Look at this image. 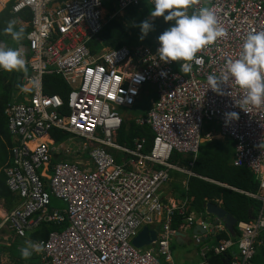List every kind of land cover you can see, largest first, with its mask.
<instances>
[{"label": "built area", "instance_id": "1", "mask_svg": "<svg viewBox=\"0 0 264 264\" xmlns=\"http://www.w3.org/2000/svg\"><path fill=\"white\" fill-rule=\"evenodd\" d=\"M12 1L13 15L30 11L32 16L28 44L20 48L29 59L24 79L29 93L23 103L5 110L16 142L7 186L20 206L0 220V237L2 230L22 238L44 221H68L64 231L41 241L40 264H175L169 245L175 219L185 229H206L207 223L196 221L187 184L178 204H164L160 192L172 173L201 179L190 169L205 142V125L215 123L219 136L236 144L233 165L258 178V192L250 197L261 202V210L256 219L236 223L240 235L235 242L223 239L203 247L201 264H207V253L222 255L234 245L237 254L227 264H250L264 233V107L246 113L237 107L243 92L234 83L222 86L219 95L206 81L209 75L219 77L228 59L238 58L248 33L264 31V0H199L194 7L213 9L228 35L198 52L201 63L192 62L186 74L179 63L159 61L158 49L94 52L92 44L100 43L105 26L104 0ZM143 1L154 8L153 0H119L118 11L122 15ZM53 76L71 89L66 102L45 93L44 78ZM146 88L156 90L157 100L143 116L139 99ZM229 112L239 113V119L226 120ZM127 122L148 127L152 142L143 138L132 149L119 146L116 136ZM53 133L68 140L56 143ZM110 151L121 156L120 164ZM84 154L95 171L75 162L50 166L55 155L78 160ZM180 154L191 158L185 168L172 163ZM52 196L66 210L50 211ZM153 226L159 229L156 240L146 249L136 248L132 240L143 227ZM222 229L217 225L215 233ZM203 237L194 235L197 244Z\"/></svg>", "mask_w": 264, "mask_h": 264}, {"label": "trees", "instance_id": "2", "mask_svg": "<svg viewBox=\"0 0 264 264\" xmlns=\"http://www.w3.org/2000/svg\"><path fill=\"white\" fill-rule=\"evenodd\" d=\"M115 1L116 0L103 1V6L107 9L109 15L116 12V8H113ZM150 10H152V8L144 3L137 8H128L124 11L122 17H116L108 22L103 33L99 36V41H102L104 45L110 49H118L121 47L133 48L140 46L148 47L151 50L159 48L158 37L171 26V22L165 23L163 17L155 18L152 21L153 30L141 40L139 25L145 19L149 18ZM16 18L30 23L32 16L29 11H25L19 16H13L11 7L7 12L0 15V30L4 29L9 21ZM11 40L10 36L5 35L4 32L2 37L0 36V42H9ZM100 47L101 44L97 42L92 44L94 52L100 50ZM44 91L50 96L59 95L66 102L71 90L62 78L53 76L44 78ZM11 95L12 91L5 88L4 95L0 97V122L2 123V126L0 125V136L1 138L3 137L2 140L0 138V148H3V152L4 150L7 151V148H9L10 151L16 146V142L13 143L12 137L9 135L8 121L5 114L6 104L12 101ZM205 130V136L209 133L211 136H214L218 133V125L215 123L206 124L204 127V131ZM52 135L56 143L66 141L64 139L68 138L59 133H53ZM143 138L147 140L148 144L152 142L153 135L150 129L148 127H138L133 122H127L125 125H122L121 130L118 132L116 143L121 147L132 149L134 141ZM119 157L120 156L116 155L117 159ZM233 158L234 145L228 140L221 141L206 139L205 142L201 144L197 158L193 162L194 165L190 169L193 174L201 179L190 178L187 182V197L192 199L191 210L206 216L204 207L207 204H211L225 210V212L232 215L237 222H249L257 217L261 209V203L258 200L248 197V195L256 194L258 190V181H256L249 169L233 167ZM67 160L68 159L62 155H55L50 166L53 168L57 166V164ZM190 160V157L180 159L178 165L185 168ZM12 165L13 158L9 168H11ZM0 176L3 175L0 174ZM172 177H181L185 180V176L175 173ZM7 181L8 178L6 176L5 179L0 180V200L6 202L9 205V209H13L19 206V199L10 192L7 186ZM173 186L176 187V190L181 192V195L185 197V186H183V184H173ZM179 224L180 220L176 218L173 227H178ZM68 226L69 222L67 221L61 224H42L41 227L29 233V239L33 241L47 240L50 233L65 230ZM155 228L158 227L156 226ZM216 238L218 241L226 239V235L220 233ZM23 245H25V240H13L12 243L10 242L9 246L0 245V262L4 252L8 259L6 264H32L38 261L39 257L36 255L31 256L28 259H23L21 257L20 249ZM256 249V255H254L255 257L253 256L254 259L252 258V261L253 264H261L260 261L264 259V256H259ZM161 264H164L162 260Z\"/></svg>", "mask_w": 264, "mask_h": 264}, {"label": "clouds", "instance_id": "3", "mask_svg": "<svg viewBox=\"0 0 264 264\" xmlns=\"http://www.w3.org/2000/svg\"><path fill=\"white\" fill-rule=\"evenodd\" d=\"M143 3L146 4L144 1ZM197 4H199V0H153L154 8L150 10L149 18L139 25L140 39L143 40L153 30L152 21L155 18L163 17L165 23L171 22V26L158 37L160 45L157 50L158 59L163 63L183 62L179 63L180 70L185 74L191 71L192 62L196 64L201 63L200 59L197 58L198 52L228 35L227 31L219 24L215 11L208 7L195 8L194 6ZM189 9H193L191 13H189ZM122 15H120L118 8L111 15L109 13L104 14L105 25ZM3 31L5 35L10 36L17 43L25 38V30L23 28L16 30V22L14 20L9 21ZM26 69V61L21 50L0 42V70L13 72L26 71ZM160 75L165 76L166 73L161 72ZM206 82L209 86L208 89L210 88L219 95L224 94L222 86H225L229 82L234 83L243 92V96L239 100L238 106H236L246 113L250 108L264 107V31L248 33L243 41L242 50L238 58L228 59L222 74L219 77L209 75ZM225 116L228 121L239 119V113L237 112H229ZM207 136L210 137L206 138ZM204 138V141L206 139L228 140L233 143L235 151V142L229 138H221L218 133L214 136H211L209 133ZM233 163L234 158L232 165ZM233 167L235 166L233 165ZM253 176L258 181V178L254 174ZM189 179L186 177V184ZM155 227L153 226V228ZM44 251L45 246L43 242L28 240L25 241V246L21 247L20 254L23 259H28L33 253H43Z\"/></svg>", "mask_w": 264, "mask_h": 264}, {"label": "crops", "instance_id": "4", "mask_svg": "<svg viewBox=\"0 0 264 264\" xmlns=\"http://www.w3.org/2000/svg\"><path fill=\"white\" fill-rule=\"evenodd\" d=\"M118 1L119 0H116L114 2L113 8H118ZM12 4H13L12 0H0V15L4 14L5 12H7L9 10V8L11 9ZM103 9H104L103 12H102L103 14L108 13L107 9L104 8V6H103ZM191 11H192V9H189V13H191ZM120 17H122V16H120ZM14 21L16 22V30H19L20 28H23L25 30V38L19 43L15 42L13 40H11L9 42L6 41V42H3V43L7 44L9 47H12V48H19L20 47L21 50H22L28 44L27 36H28V33H30V32H28V31H30V23L28 21H23V20H21L19 18L14 19ZM105 27H106V25L104 26L103 31H104ZM103 31L101 32V34L103 33ZM3 32H4L3 29L0 30V36L1 37L3 35ZM17 44H18V46H17ZM99 44H101L103 46V48L101 50H99L100 52H103L105 50H112V49L106 47L102 41H100ZM140 47H142V46H140ZM156 49H158V48H156ZM23 57H24V59L26 61V65H27L29 59L26 58L24 55H23ZM177 64L178 63H176V66H178ZM0 74L2 75V76L0 75V97H2L4 95L5 88H8V89H10L12 91V95H11L12 96V101H10V102H8L6 104L5 110H6V108H7V106L9 104H20V103H23L25 101V99L27 98L28 93H29L28 92V87L25 86V82H24V79L29 75L28 66H27L26 71L6 72V71H3V70H0ZM59 78H61V77H59ZM145 90L143 91V93L141 94L140 99H139L140 113L143 116H146L148 114L149 110L155 105L156 100H157V92H156L155 89H154L155 96H152V97L147 96L146 93H145ZM67 100H68V98H67ZM6 118H7V115H6ZM7 121H8V118H7ZM0 125L2 126L1 122H0ZM9 135L11 136L10 132H9ZM117 135H118V133H117ZM0 138H1V136H0ZM2 138H1V140H2ZM3 140H5V139H3ZM12 140H13V143H15V140H14L13 137H12ZM66 140H68V139H66ZM4 144L6 145L5 142H4ZM0 149H1L0 150V174L3 175V176H0V180H1V179H5V176L7 177V175H5V173H6V170L11 165V160L13 158V153H12V149L13 148L10 151H9V148H7V151L4 150V152H3V148H0ZM109 153L112 155V157L114 158L115 162L117 164L118 163L120 164L121 156L119 154H117L116 152H114V151H110ZM7 155H8V157H7ZM116 155H118L120 157L117 159ZM185 158L186 157L183 154L175 155V156L172 157V163H173V165H178L179 160L180 159H185ZM67 159H68L67 161L59 163V164H57V166L62 165V164H66L68 162H75V163H77L79 166H81L82 168H84L87 171H89V170L90 171H95V169H96L95 164L93 163V161L91 160V158L87 154L79 156L78 160H77V158H74V156L71 157V158H67ZM80 162H82V165H81ZM175 174H179V173H175ZM173 175H174V173L171 174L170 183L168 185H166L160 192V198L163 201V203L166 204V205L178 204L179 199L182 196L181 192H178L176 190V187L173 186V184H176V185L183 184V186L186 185V177H185V180H184V178H181V177H172ZM179 175H181V174H179ZM54 200L63 202L62 200H59L56 196H52V198H51V206H52V203H53ZM19 206H20V200H19ZM51 206H50V211H64V210H66V208L65 209H59V210L52 209ZM65 206H66V204H65ZM18 207L13 208V209H9V205L6 202H4L3 200H0V220L7 213H11L14 209H17ZM218 208H220V207H218ZM192 212L196 216V221H200V220H204L205 219V221L209 225L211 224V222H212V217L211 216H208V215L204 216V215H202L200 213H197V212H195L193 210H192ZM64 222H66V221H64ZM64 222H62V223H64ZM51 223L61 224L60 222H45L44 221L39 226L34 228L33 230L41 227L42 224H51ZM195 227H192L191 229L180 228L179 226L178 227H173L174 236L170 240V250H171V256H172L173 262L175 264H201V262L203 261L201 255H200L201 251L199 250L201 244H197L195 239H194V235H195L194 234V228ZM222 227H223V229L221 231H218V232L216 231V233L214 232V234H212L210 230H208L205 234H202V235H204L202 243L205 246L211 248L212 246H214L217 243L218 240H217L216 237L220 233L225 234L226 235V239H230L233 242H235L234 240L238 239V237L240 235V231L237 229L236 226H234V229H233L232 232H229L223 225H222ZM151 229L153 231H156V232L158 231V228H153L152 227ZM33 230H31V231H33ZM31 231L26 233V235L24 237L20 238V237H17L15 235L16 233H13L11 231L8 232L6 230H2L1 237H0V245L9 246L10 242L12 243L13 240H25V241H27L29 239V235H30L29 233ZM62 231H64V230H62ZM57 232H61V231H57ZM263 238H264V235L261 234L259 239H258V243H257V246L262 247V248H264V240H263ZM48 239H49V237H48ZM29 240H31V239H29ZM47 240H38V241L31 240V241H33V242H41V241H47ZM23 246H25V245H23ZM142 249H146V248L144 247ZM209 253H212V252H209ZM236 254H237V246L234 245L233 248L227 250L222 255H216L215 256L213 253L206 255V263L207 264H227L230 261V259L233 256H235ZM35 255L39 257V260L34 262V263H32V264H40L41 263L40 262V259H41L40 253H33L32 256H35ZM259 256H264V249H263L262 253ZM252 260H251L250 264H253ZM7 261H8L7 255L4 252L2 254L1 263L2 264H6ZM260 263L264 264V259H262V261H260Z\"/></svg>", "mask_w": 264, "mask_h": 264}, {"label": "water", "instance_id": "5", "mask_svg": "<svg viewBox=\"0 0 264 264\" xmlns=\"http://www.w3.org/2000/svg\"><path fill=\"white\" fill-rule=\"evenodd\" d=\"M205 214L212 217V222L207 228L204 229L200 226H196L194 228V234L202 235L205 234L208 230L211 231L212 234L215 232V227L219 224H222L229 232H232L234 226L237 223V220L225 210L221 208L215 207L211 204H207L204 207ZM156 240V232L150 230L148 227H143L141 231L137 234V236L132 240V244L138 248L142 249L146 246L151 245Z\"/></svg>", "mask_w": 264, "mask_h": 264}, {"label": "rangeland", "instance_id": "6", "mask_svg": "<svg viewBox=\"0 0 264 264\" xmlns=\"http://www.w3.org/2000/svg\"><path fill=\"white\" fill-rule=\"evenodd\" d=\"M102 48H103V46L101 45L100 50H101ZM19 49H20V47H19ZM16 93H17V92H16ZM145 93H146V95L149 96V97L155 96V91H154L153 88H147V89L145 90ZM132 116H133V117H140L141 115H140L139 113H133ZM205 134H206V130L203 132V134H202V138H204ZM80 163H81V165H82V162H80ZM51 208H52V209L59 210V209H65V208H67V206H65V204H64L63 202H60V201H56V200H54L53 203H52ZM171 238H172V237H171ZM171 238L169 239V245H170V240H171ZM203 247H207V246H205L203 243H201V246H200L199 250L201 251V249H202ZM232 248H233V247H232ZM230 249H231V248H230ZM256 250H257V254L260 255V254L262 253V251H263V248L257 246V249H256ZM0 264H2V263L0 262Z\"/></svg>", "mask_w": 264, "mask_h": 264}, {"label": "bare ground", "instance_id": "7", "mask_svg": "<svg viewBox=\"0 0 264 264\" xmlns=\"http://www.w3.org/2000/svg\"><path fill=\"white\" fill-rule=\"evenodd\" d=\"M45 140H46V139H45ZM45 140H44V141H45Z\"/></svg>", "mask_w": 264, "mask_h": 264}]
</instances>
